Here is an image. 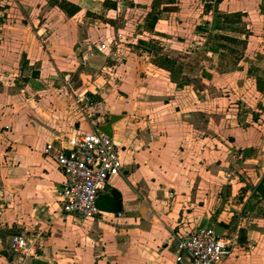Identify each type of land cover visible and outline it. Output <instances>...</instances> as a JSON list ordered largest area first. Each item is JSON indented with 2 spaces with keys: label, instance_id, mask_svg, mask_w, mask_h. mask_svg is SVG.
I'll return each mask as SVG.
<instances>
[{
  "label": "crops",
  "instance_id": "obj_1",
  "mask_svg": "<svg viewBox=\"0 0 264 264\" xmlns=\"http://www.w3.org/2000/svg\"><path fill=\"white\" fill-rule=\"evenodd\" d=\"M63 2L78 11L69 15ZM237 11L242 23L220 17ZM219 34L244 42L255 73L246 82H264V0H0V80L40 83L37 96L16 82L0 91V264H172L174 249L164 247L172 235L217 224L234 232L240 212L254 222H241L239 243L221 264H264V111L246 124L234 118L237 108L227 111L229 76L219 67L241 59L203 47ZM201 48L207 59L193 60ZM77 72L79 97L93 96L94 105L82 111L78 103L75 115L66 105L72 94L52 108L51 84ZM93 112L103 124L120 116L112 138L126 173L109 179L100 214L78 218L83 230L62 214L56 156L63 138L90 131ZM111 189L121 201L112 228ZM17 235L28 239V255L9 250Z\"/></svg>",
  "mask_w": 264,
  "mask_h": 264
},
{
  "label": "built area",
  "instance_id": "obj_2",
  "mask_svg": "<svg viewBox=\"0 0 264 264\" xmlns=\"http://www.w3.org/2000/svg\"><path fill=\"white\" fill-rule=\"evenodd\" d=\"M138 41L137 36H132L128 42L137 44ZM192 47L193 44L190 45ZM107 49L105 44L98 47L102 53ZM87 56L82 58L83 65L88 63ZM118 59L122 58L117 57ZM70 76L67 73L63 78L67 81ZM78 103H84V106L79 107L83 111L84 108L92 107L95 102L93 96L85 94L84 99L78 98ZM103 122L104 119L93 112L89 119V132L75 133L60 141L56 157L65 181L59 197L62 214L66 218L96 217L101 213L98 199L108 189L109 179L126 173V166L113 138L99 130ZM49 149L48 143L45 151L48 152ZM255 192L254 189L253 194ZM121 215L118 212V216ZM242 221L251 225L254 217L240 212L237 229L230 235H218L215 226H201L192 232L172 235L165 241L164 247L171 245L174 249L172 264H221L239 243ZM9 250L24 256L29 254L31 247L25 235H17L13 237Z\"/></svg>",
  "mask_w": 264,
  "mask_h": 264
},
{
  "label": "rangeland",
  "instance_id": "obj_3",
  "mask_svg": "<svg viewBox=\"0 0 264 264\" xmlns=\"http://www.w3.org/2000/svg\"><path fill=\"white\" fill-rule=\"evenodd\" d=\"M227 30H228V32L229 31L231 32L232 30H243V28H239V27L238 28L237 27L230 28L229 27ZM246 30H248L247 27H246ZM220 36H222V34L209 36L208 40L204 42L203 47H204V45H207V47L217 50L218 47L222 48L220 46L221 44L226 45L235 51L234 54H232V55H234L235 58L241 59V61H240L241 67L240 66H235L233 68H226L225 66L219 67V69L221 70V72L223 74H225V75L228 74L227 76H229V78L227 79L228 85L224 87V88H227L226 92H228V94L225 95L226 97H228L227 105H226L227 111L228 112L231 111L233 113L234 108H237L238 109V115L236 116V114H235L234 118H238L240 121H243V123H245V124L249 123L251 121L257 122L258 119L260 118L259 113L264 111V82H262L261 80H258L256 83L253 81H252V83L246 82L247 79H250L251 77L255 76L254 72L252 74L248 73V69H249L247 66L248 57L246 56V54L249 55V53H246V51H245L246 48L244 47V45L242 43L236 44V43H233L230 41H226V40L221 39ZM226 36H228V35H226ZM198 45L202 46L199 43L196 45V47ZM222 49H224V48H222ZM224 50H226V52L230 53V51H228L227 49H224ZM195 51H197L198 53H197V55L194 56L193 60L196 61L198 59H207L204 48H201L200 50H195ZM213 59H211V60H213ZM106 60H108V58ZM108 62L110 65L113 63V61L111 59H109ZM217 62H219V61L217 60ZM50 64H51V70H52L50 72V74L55 73V70H56L55 67L52 65V63H50ZM41 65L42 64H37V65L35 64V65H33V67L36 69L37 67H41ZM211 65H212L211 67H214L213 63H211ZM169 66L171 67V66H173V64L170 63ZM37 72H39V71L37 70ZM0 74L5 75L4 71ZM101 75H103V76L106 75L104 70L101 71ZM14 77H15V75L9 76V79L6 82L3 80H0V91H3L7 87H12L14 82L17 83V81L14 80ZM197 79H199V78H197ZM77 80H78V72L76 73V77H74V75L72 74L67 81H65L64 78H61V80H60L61 83L58 84L57 89L55 88L54 84H51V88L49 90L50 92L48 94L46 93V96L50 95V104H51L52 108H56V110H57L58 107L60 105H62V103L64 101L62 99L67 95L72 96V94H73L72 99L66 100V102H67L66 105H68V107L76 113L75 115H78V98H81V97H79V95H78V81ZM236 80L238 82L237 85H239L237 87L235 86L236 84H234V83H236ZM198 81L200 82V79ZM198 81H197L196 86L200 87L201 85ZM26 83L27 82H25V83L18 82L14 86L15 87L22 86L23 88L20 89L21 91L26 90L25 88L30 86L28 88H30L32 91H34V93L36 92L35 96H37V94H38L37 91L40 90L38 88L39 87L38 85L40 83L39 82H38V84L37 83L26 84ZM208 89H209V87H208ZM86 92L88 93L90 91H88V90L82 91V93H86ZM230 92L232 93V97H230L231 95H229ZM38 97H39V99H41V97H43V95L38 96ZM83 99H84V97H83ZM233 104H236V106H234ZM256 116L258 118H256ZM212 118H214V116H212ZM86 128H87V126L84 122V124L82 125V129L85 130ZM258 166H260V168H262V167L264 168V164L258 165ZM256 169H255V171H256ZM243 171H245V170H243ZM233 176H235V178H238L237 174H234ZM238 198L239 199H237V201H239V203L241 204L243 200H242V198H240V196ZM115 205H116V207L113 210L114 217L109 218L107 221V225L111 228L114 226L116 227L119 224V222L115 218V215H116L117 210H118V202L117 201H116ZM249 213L246 212L245 215H248ZM82 220L78 219V218H73V221L71 223L72 224L71 227H77V228L81 227L84 230V228H86L87 225L85 223H82Z\"/></svg>",
  "mask_w": 264,
  "mask_h": 264
},
{
  "label": "trees",
  "instance_id": "obj_4",
  "mask_svg": "<svg viewBox=\"0 0 264 264\" xmlns=\"http://www.w3.org/2000/svg\"><path fill=\"white\" fill-rule=\"evenodd\" d=\"M61 8L65 9L69 15H73L74 13H76L78 11V7L77 6H70L69 3H60L59 4ZM246 14L244 12L241 11H237V12H232V13H225V14H220V17L223 19L224 22H228V23H242L243 22V16H245ZM221 39L226 40V41H230L236 44H240L242 43L244 45V42L238 38L232 37V36H226V35H222L220 36ZM222 48L227 49L228 51H230L231 54H234V50L232 48H230L229 46L226 45H220ZM257 190L258 192L261 194V196L264 197V176L262 178V181L260 182V184L257 186Z\"/></svg>",
  "mask_w": 264,
  "mask_h": 264
},
{
  "label": "water",
  "instance_id": "obj_5",
  "mask_svg": "<svg viewBox=\"0 0 264 264\" xmlns=\"http://www.w3.org/2000/svg\"><path fill=\"white\" fill-rule=\"evenodd\" d=\"M120 119V116L110 115L108 121L105 124L99 126V130L112 137V124ZM111 194L118 199V210H121L120 194L115 189H111ZM215 231L218 235H230L233 232V227L229 228L222 224L215 225Z\"/></svg>",
  "mask_w": 264,
  "mask_h": 264
}]
</instances>
